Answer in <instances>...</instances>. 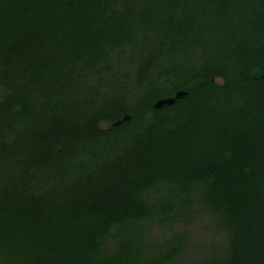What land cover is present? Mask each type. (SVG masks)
Returning a JSON list of instances; mask_svg holds the SVG:
<instances>
[{"label": "trees", "instance_id": "trees-1", "mask_svg": "<svg viewBox=\"0 0 264 264\" xmlns=\"http://www.w3.org/2000/svg\"><path fill=\"white\" fill-rule=\"evenodd\" d=\"M260 66L264 0H0V264H264Z\"/></svg>", "mask_w": 264, "mask_h": 264}, {"label": "rangeland", "instance_id": "rangeland-1", "mask_svg": "<svg viewBox=\"0 0 264 264\" xmlns=\"http://www.w3.org/2000/svg\"><path fill=\"white\" fill-rule=\"evenodd\" d=\"M216 82L220 83V80H217ZM101 127H105V126L101 125ZM199 218L201 219L200 221H203V223L209 227V223H208L209 217L200 215ZM172 228L173 230H179V231L183 230L188 234V236H190L189 246H192V249L189 250L188 255L186 257L188 258V260L190 259L192 260L194 257L199 258L201 255L206 254L205 249L208 248L209 244L211 243L210 234L203 228V226L200 225V223L197 220L191 221L188 225H184V226L180 223L179 224L177 223V224H174ZM150 237L155 240L164 238L158 235L157 229L155 227L151 230ZM219 237L222 238L224 237V235L220 234ZM216 239L217 240L215 241L213 240L214 244L217 247H221L222 240H220L219 238H216Z\"/></svg>", "mask_w": 264, "mask_h": 264}, {"label": "water", "instance_id": "water-1", "mask_svg": "<svg viewBox=\"0 0 264 264\" xmlns=\"http://www.w3.org/2000/svg\"><path fill=\"white\" fill-rule=\"evenodd\" d=\"M263 75H264V67L263 66H260V67L253 69L252 72L250 73L251 79H260L261 77H263ZM185 96H186L185 92L177 91L170 98L157 100L152 105V108L153 109H159L163 106H169V105L175 103L177 100L184 98ZM128 119H129L128 116H122L119 120L112 123V126L119 125L121 122L127 121ZM262 122L264 124V118H263Z\"/></svg>", "mask_w": 264, "mask_h": 264}]
</instances>
